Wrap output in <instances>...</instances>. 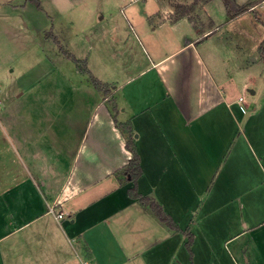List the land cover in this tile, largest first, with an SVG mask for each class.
I'll return each mask as SVG.
<instances>
[{
  "label": "crops",
  "instance_id": "1",
  "mask_svg": "<svg viewBox=\"0 0 264 264\" xmlns=\"http://www.w3.org/2000/svg\"><path fill=\"white\" fill-rule=\"evenodd\" d=\"M236 1L252 6L235 17L224 0L87 9L92 35L58 31L68 53L54 30L0 27L52 57L37 81L13 74V55L0 65V264H264V88L243 50L264 41V0ZM4 4L10 21L17 5ZM131 136L139 192L179 229L130 195Z\"/></svg>",
  "mask_w": 264,
  "mask_h": 264
},
{
  "label": "rangeland",
  "instance_id": "2",
  "mask_svg": "<svg viewBox=\"0 0 264 264\" xmlns=\"http://www.w3.org/2000/svg\"><path fill=\"white\" fill-rule=\"evenodd\" d=\"M121 0H0V27L1 29H4L5 26H12V30L16 32V29L19 32V27L24 26L25 24H29V26H35L37 28H47L46 34H49L48 32L54 30V42L56 46H60L61 50H63L65 53H68L63 46L61 45V42L58 37V31L64 32L65 34H71V30L74 31L76 29L83 30L87 33V35H92V26H93V20H89L88 18H83V20H80L79 15H81L83 12H85L87 9L90 11H94L95 13L99 12L100 14H103L104 11L107 12L108 15L115 16L117 15V11L120 12L121 7L126 4V1L120 2ZM5 3V4H4ZM8 3L12 5H17L18 11H14L12 14L13 18L9 21V18H7L8 13H5L7 8L2 7L4 4L5 7L8 6ZM143 1L137 2L136 7L138 9L144 8V5L142 6ZM135 8H127V11L133 10ZM126 11V12H127ZM213 9L209 10V13L212 14ZM218 10H215V19H221L222 15L217 13ZM81 13V14H80ZM248 18H254L255 16H259L257 12L253 14L246 15ZM248 21V20H246ZM13 26H16L14 28ZM85 27V28H83ZM42 30V29H41ZM11 31L14 34L15 38V32ZM253 30L250 31V33ZM33 33L36 35H39V32L35 30L33 27ZM11 34V33H10ZM5 32H0V65L2 66L3 60L7 59V54L13 55L11 61L16 62L19 60L18 63L13 64L12 67L15 68L14 75H23L26 72H28L29 68L33 69V78L34 81H37L38 79H41L42 73H46V70L49 69L51 64L49 65L48 59L51 56H48L45 61L43 60V56H46L49 52L42 49V47H39L40 44H38L33 38H30L25 41L26 37H21L20 39H12L9 35ZM82 35V34H81ZM41 37V34H40ZM86 37V36H85ZM255 39L249 38L248 43L249 45L244 48L243 50L250 54H252L251 60V66H253V75L251 76L255 82H253V86L258 85L259 87L264 88V83L261 80L264 77V63H262V60L258 59V56L260 52V46L262 42L256 43L254 41ZM30 43V45L35 47V51L30 50L28 52L27 49V42ZM51 47H49L50 51H54V48L56 47L54 45V42L52 40L47 41ZM9 43V44H8ZM47 48V47H46ZM57 48V47H56ZM37 50V51H36ZM44 50V51H42ZM243 51V52H244ZM55 53V52H54ZM244 54V53H243ZM42 55V56H41ZM234 56V55H233ZM238 56V55H237ZM239 57V56H238ZM52 58V57H51ZM231 60L234 58L231 56ZM258 59V63H255L254 59ZM240 60L244 59V56ZM262 59V58H261ZM237 64L239 65V60H237ZM81 69H84V67L80 66ZM249 67V66H247ZM19 68V70L17 69ZM250 70V71H251ZM242 76H246V72L243 73ZM0 77H4V75H1ZM16 78V77H15ZM23 78V77H22ZM21 78V79H22ZM32 78V79H33ZM17 79V78H16ZM7 80L4 82L0 79V85L4 87ZM250 95V93L248 92ZM112 101V99H111ZM114 108L117 107L114 105ZM137 134V133H136Z\"/></svg>",
  "mask_w": 264,
  "mask_h": 264
},
{
  "label": "trees",
  "instance_id": "3",
  "mask_svg": "<svg viewBox=\"0 0 264 264\" xmlns=\"http://www.w3.org/2000/svg\"><path fill=\"white\" fill-rule=\"evenodd\" d=\"M200 1H209V0H195V4H198ZM228 14L230 17H235L242 12L246 11L252 6V2H249L245 5H239L236 0H224ZM177 16H183L188 13V9L186 5L178 4L176 6ZM260 52L264 58V41L261 43ZM78 61V60H77ZM92 80L94 81L97 87H101L102 83L98 79L92 76ZM127 148L133 153V157L130 159L127 168L125 169V174L127 175L130 181H133V185L129 188V193L131 196L135 198H139L142 201L146 202L151 206V208L157 213V215L161 218V220L168 223L174 229H179V225L171 218V216L167 215V213L163 210V207L153 198L144 196L138 190V179L143 173V168L141 166V158L139 152L137 150L136 144L134 142L133 137H129L127 140ZM192 243L193 236L190 237L187 246L192 254Z\"/></svg>",
  "mask_w": 264,
  "mask_h": 264
},
{
  "label": "built area",
  "instance_id": "4",
  "mask_svg": "<svg viewBox=\"0 0 264 264\" xmlns=\"http://www.w3.org/2000/svg\"><path fill=\"white\" fill-rule=\"evenodd\" d=\"M64 215H65V213H64L63 211H60V212L57 213V216H58L59 218H63Z\"/></svg>",
  "mask_w": 264,
  "mask_h": 264
},
{
  "label": "water",
  "instance_id": "5",
  "mask_svg": "<svg viewBox=\"0 0 264 264\" xmlns=\"http://www.w3.org/2000/svg\"><path fill=\"white\" fill-rule=\"evenodd\" d=\"M252 92H253V90H252Z\"/></svg>",
  "mask_w": 264,
  "mask_h": 264
}]
</instances>
